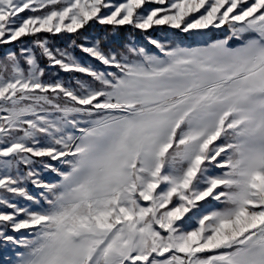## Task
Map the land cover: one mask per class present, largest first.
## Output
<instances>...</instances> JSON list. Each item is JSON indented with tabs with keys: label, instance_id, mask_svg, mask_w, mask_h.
Returning a JSON list of instances; mask_svg holds the SVG:
<instances>
[{
	"label": "snow or ice",
	"instance_id": "6c2138e0",
	"mask_svg": "<svg viewBox=\"0 0 264 264\" xmlns=\"http://www.w3.org/2000/svg\"><path fill=\"white\" fill-rule=\"evenodd\" d=\"M90 22L111 31L88 42ZM123 26L156 51L106 47ZM162 26L225 32L185 47L150 35ZM14 42L0 264H264V0H0V45ZM41 60L90 79L45 80Z\"/></svg>",
	"mask_w": 264,
	"mask_h": 264
},
{
	"label": "trees",
	"instance_id": "16d2710c",
	"mask_svg": "<svg viewBox=\"0 0 264 264\" xmlns=\"http://www.w3.org/2000/svg\"><path fill=\"white\" fill-rule=\"evenodd\" d=\"M148 6H152V5H148ZM23 15H26V13ZM167 29L168 28H164V27H154L152 30H150V35L154 38H157V33L164 31V32L169 33L168 36L170 38L172 34H177V31H179L176 29H171L172 31H168ZM80 31H83L84 35L87 36L89 39L103 38L106 33H110L111 26H102V25H99L98 23L90 22V26L87 27L86 30H80ZM216 32H218V29L216 30ZM223 35H224L223 32H221V33L218 32V33H215L212 36V38L213 39L222 38ZM49 38L55 47H59L62 49L67 48L76 57L85 58V53L80 51L79 48H73L71 46L70 40L68 39V37L65 34H60L59 36H56V37L50 36ZM22 39L25 41L26 46H28V47L33 46L31 37H25ZM78 43H85V41L81 40V41H78ZM132 44H135L137 46H143L149 52H155L156 51L153 48V46L148 43V40L145 38L143 33H141L138 30L132 29L130 26H123L122 28H120V30L116 34V36L111 37V39L108 41H105L106 47L111 48V49H117V50L121 49L125 45H132ZM19 47H20L19 42H14L11 45H0V56L4 55L5 53H7L9 51H18ZM40 63L46 72L45 80H53L54 81L56 79H59V80L65 82L68 79L72 80L74 77H77L81 80H89L90 79V78L84 76L83 74L65 73V72L59 70L58 68H55V69L50 68L49 65L47 64V62L44 60H41Z\"/></svg>",
	"mask_w": 264,
	"mask_h": 264
},
{
	"label": "rangeland",
	"instance_id": "374dc122",
	"mask_svg": "<svg viewBox=\"0 0 264 264\" xmlns=\"http://www.w3.org/2000/svg\"><path fill=\"white\" fill-rule=\"evenodd\" d=\"M148 7H152V6H148ZM23 15V14H22ZM164 28H168V31H172L171 28H169L168 26H162ZM217 29H209L207 31L210 32V36L209 37H204V38H198L196 36L190 35V34H185V33H181L179 31H177V34H172L170 37V41H175L176 43L181 44V46H185V47H200V46H204V42L205 40L207 42H212V40H214L212 38V36L215 33L218 32H225V30L223 29H218V32H216ZM169 33L161 31L160 33H157V38L163 39L165 36H168ZM94 39H89L88 42H92ZM170 41H165V42H170ZM77 59L82 63L85 64L87 66H91V67H96V68H102L103 66L99 64L98 61H95L93 58L88 57L87 54H85V58H81V57H77ZM71 81V83L73 85H75V79L73 78L72 80L68 79L65 82H69ZM51 178V177H49ZM33 192H35V189H32Z\"/></svg>",
	"mask_w": 264,
	"mask_h": 264
}]
</instances>
